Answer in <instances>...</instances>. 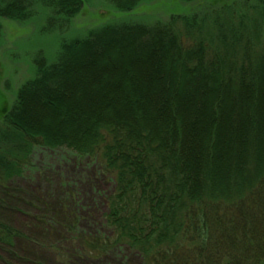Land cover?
I'll use <instances>...</instances> for the list:
<instances>
[{
	"label": "trees",
	"instance_id": "trees-1",
	"mask_svg": "<svg viewBox=\"0 0 264 264\" xmlns=\"http://www.w3.org/2000/svg\"><path fill=\"white\" fill-rule=\"evenodd\" d=\"M105 1L129 13L143 0ZM35 3L49 29L84 0H0V17L27 19ZM37 145L90 157L114 183L111 234L64 238L65 260L126 245L141 264H264V2L108 22L63 40L0 110V187ZM59 217L66 231L77 225ZM16 236L0 226L1 244Z\"/></svg>",
	"mask_w": 264,
	"mask_h": 264
},
{
	"label": "rangeland",
	"instance_id": "rangeland-1",
	"mask_svg": "<svg viewBox=\"0 0 264 264\" xmlns=\"http://www.w3.org/2000/svg\"><path fill=\"white\" fill-rule=\"evenodd\" d=\"M231 2L254 4L264 0H143L129 13H119L105 0H84L81 11L70 23L49 29L47 10L38 3L33 5L34 13L27 19L0 17V110L13 105L20 86L34 76L38 58L43 57L47 63L57 60L63 40L81 38L90 28L108 22L150 25L193 8H216ZM108 67L105 69L110 70ZM113 75L119 78L118 71ZM43 114L33 118L47 125ZM113 188L112 179L100 171L98 161L65 148L34 146L20 173L0 187V226L18 232L12 245L0 243V264H74L71 252L69 261L60 256L64 238L73 246L78 234L103 237L111 234L104 214ZM63 214L71 221L76 220L72 231L62 226L59 216ZM82 261L141 264L142 257L120 245L103 259Z\"/></svg>",
	"mask_w": 264,
	"mask_h": 264
}]
</instances>
